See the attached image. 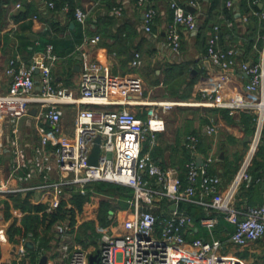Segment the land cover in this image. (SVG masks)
I'll return each instance as SVG.
<instances>
[{
    "label": "built area",
    "instance_id": "1",
    "mask_svg": "<svg viewBox=\"0 0 264 264\" xmlns=\"http://www.w3.org/2000/svg\"><path fill=\"white\" fill-rule=\"evenodd\" d=\"M44 1L49 8H54L51 0ZM152 1L135 0L142 10L145 32L151 31L156 14ZM167 1L172 19L165 28L166 43L174 53H178L182 34L190 33L198 26L199 2L184 0L181 4L179 0ZM233 3L234 0H227L226 6L231 8ZM186 6L194 11L189 12ZM61 10L66 13L70 8L64 5ZM114 12L119 15L120 8ZM73 14L84 31L87 12L76 7ZM253 14L264 23V10L254 11ZM238 20L242 27L249 23L247 14L240 15ZM226 23L228 26L233 24L229 20ZM219 29L218 23L212 25L206 41V61L221 71L238 65L247 80L242 92L232 93L226 98L223 97L222 83H217L214 89L202 90L201 96L207 105L256 113L255 133L251 136L249 152L224 187L221 177L208 171L211 157L201 165L197 164L199 138L196 134L187 135L183 141L190 153V160L185 164V184L175 168L162 167L148 152H142L146 134L154 143L155 134L166 128L158 109H168L174 103L145 101L141 96L143 80L134 73L114 74L110 62L91 57L79 45L75 49L80 61L79 90L75 95L67 88L54 85L51 67L57 56L51 44L34 53L27 64L9 59L6 67V74L11 78L8 92L3 94L0 89V132L6 139L5 143L0 139V195L36 192L39 196L35 202L44 205L43 212L51 213L62 202L68 201V194L79 192L84 195L93 191L91 186L97 181L133 190V197L128 200L130 209L116 212L113 224L101 230L95 248L71 243L73 239L67 241V222L54 225V233L62 238L59 253L64 264H247L243 259L227 253L226 245L243 248L264 240V196L258 206L247 205L243 210L234 207L241 186L251 183L249 168L262 136L264 43L257 62L245 60L238 63L236 48L219 45ZM99 40L98 34L85 36L82 45L92 48ZM110 56L113 58L115 54ZM142 63L141 54L134 51L131 67L138 69ZM36 82L38 90L35 91ZM29 103L36 105L31 123H35L39 137L31 155L23 147L20 133L21 121L28 115V109L22 111L16 108ZM62 105L75 106L70 133L64 131ZM134 107H139L140 112ZM215 131L214 125L206 126L208 134ZM96 139L100 140V155L98 163L91 165L88 158ZM52 140L54 145L49 147ZM255 182H260V179ZM196 196L201 200L202 197L209 199L204 203L201 201L205 210V216L200 219L202 226L211 231L217 225L219 216L233 226L226 241L213 237L208 240L188 238L192 233V219L178 209V204L191 202ZM173 203L176 205L174 210L170 208ZM95 208L93 205L87 209ZM26 241V238H21L16 247L15 264L21 263L28 252ZM96 252L97 260L90 262L89 256ZM260 264H264V249Z\"/></svg>",
    "mask_w": 264,
    "mask_h": 264
},
{
    "label": "crops",
    "instance_id": "2",
    "mask_svg": "<svg viewBox=\"0 0 264 264\" xmlns=\"http://www.w3.org/2000/svg\"><path fill=\"white\" fill-rule=\"evenodd\" d=\"M54 1L61 2L63 6L68 5L70 10L64 13L61 9H51L44 0H7L4 3L5 14L0 29L1 92L6 94L11 82V78L6 74V67L9 59H17L26 63L24 59V57H26L24 52L25 46L33 50L31 54L32 57L34 53L43 51L47 44H52L53 53L57 56V61L54 66L51 67L54 85L60 88H67L75 95H78L80 61L75 48L71 49L70 47L76 45L79 40L75 32L79 29V24L74 18L73 11L76 7H80L87 12V26L84 31L81 30L82 41L79 44L81 45V49L97 60L110 62L114 74L124 75L133 72L134 68L131 67L130 61L133 52L138 51L141 54L143 66L138 70L135 69V72H138L140 77H142L141 79L145 82L148 81L153 83L155 80L156 88L163 87V85L166 86L162 79L164 77L163 68L165 64H174L181 60L190 61L192 76L190 79V91H188L187 98L191 99L193 104H191V118L189 124L186 125V129L182 130L180 124H178L179 117L177 116L173 124H170L163 132L155 134L156 139L154 143H151L150 140L149 146L144 152H148L153 158L151 154L152 146L156 145L162 148L168 145L171 147H184L183 141L185 135L196 134L199 138L198 157L201 158L202 162L208 157L212 158L208 170L210 173L220 176L222 178L223 187L226 186L232 180L238 169L245 146L250 142L251 134L245 130L241 121L245 113L241 111H230L224 107L207 105L201 96V91L214 89L217 83H222L224 89L223 97L226 98L232 93L242 92L247 78L242 74L238 65L227 71H221L218 69L216 70L206 61V41L212 28L204 29L202 36L206 37V41L202 39L201 43H204V47H200L198 45V34L201 31V27L198 22L196 30L182 34V50L180 49L178 53H174L170 47H168L165 37L166 25L172 19L171 9L167 0L152 1L156 14L150 32H145L143 29L142 10L136 5L135 0ZM238 1L239 0H234L233 6L231 7L237 19H239L241 15L240 8L239 15L236 11ZM16 4H19V6L16 7ZM199 4L200 9L204 12L210 11V0H199ZM259 4L264 6V0L259 2ZM117 8H120L119 15L114 12ZM218 8L221 9V7ZM227 9L230 10L229 7H227ZM19 11L24 13L26 17L17 21L15 17L17 18L20 16V14H18ZM236 22L240 25L239 20H236ZM53 25L57 26L58 29L54 30L52 28ZM241 30L245 31L246 26L242 27ZM239 31L240 30H237V32ZM29 34L33 36L30 37ZM95 34L100 36V40L95 47L90 48L82 45L85 36H92ZM51 38L54 39L55 44L48 41ZM239 41L240 38L230 37L222 33L219 39V45L222 48H236L238 50L236 57L238 63L245 60L257 62L260 58L261 49H257L258 47L254 43L255 47L253 49L255 50H251L245 55V53L239 52ZM255 52L257 53L256 60L253 59V54ZM112 53L115 54L113 58L110 56ZM36 90H38V82H36L35 85V91ZM160 97L179 99L173 95H168V97L166 95V97H164V95L161 94ZM220 98H222V96H220ZM143 99L145 101H150V99L153 98L147 95L144 96ZM35 107L36 105L34 103H29L25 107L16 108L22 111L28 109L27 113L29 115V112L35 109ZM62 109L64 112L62 116L64 131L70 133L74 121L75 106L62 105ZM134 109L140 112L139 107H134ZM9 110L11 111V108ZM28 115L21 121L20 133L22 145L28 155H31L34 146L38 143L39 137L36 132L35 123L32 122L28 125ZM139 116L143 117L142 114ZM209 125H214L216 131L208 134L206 132V126ZM45 127L50 130L47 125H45ZM0 139L4 143L6 142L3 132H0ZM52 141L49 147L54 145L55 141ZM177 155L178 153H174L170 150L164 151L163 160L168 164L167 167L175 168L178 174H180L182 173L181 168L171 164L178 160L179 157H177ZM256 159L257 169L252 168L250 174L252 179L260 178V182H256V186L254 187L239 190L234 201V207L237 210H243L247 205L258 206L262 203L264 196V141L258 150ZM153 160L158 164L154 158ZM259 164H263V170ZM29 193V202L31 204H37L35 201L38 199L39 194L36 192ZM20 194L21 197L26 196L23 193ZM67 197L69 201V194ZM201 201L204 203L209 201V199L207 197H202L201 200L199 196H196L193 200V202L202 205ZM127 209H130V207ZM24 213L11 207L8 218H5V215H0V264H15L13 258L19 242H10L8 228L13 222L19 223ZM89 219H92V217H89L87 220ZM77 224H80V221H78ZM23 238L32 240L36 247V241L31 237V234H29L28 238ZM53 239L54 240H51L50 238L48 241L49 247H44L35 256H33L28 249L25 258L19 264H39L43 256L46 257L45 264H64V260L61 258L59 251L57 254L54 250L57 243L60 244L62 238L54 233ZM69 239L70 241L72 240L71 238ZM72 242L79 243L74 239L71 243ZM263 249V239L243 248H239L232 244H227L225 247L227 253L243 259L247 264H260Z\"/></svg>",
    "mask_w": 264,
    "mask_h": 264
},
{
    "label": "trees",
    "instance_id": "3",
    "mask_svg": "<svg viewBox=\"0 0 264 264\" xmlns=\"http://www.w3.org/2000/svg\"><path fill=\"white\" fill-rule=\"evenodd\" d=\"M7 0H0V29L3 24L4 20V12L5 7L4 3ZM54 3V10H60L62 9L63 5L61 2H56L54 0H51ZM227 0H210V11L204 13V17L200 18V27L201 31L199 32L198 36L202 35L204 29H211L212 25L218 23L219 24V33L220 37L222 36V33L225 35H229L230 37L240 38L241 42L239 44V52L248 54L254 45V34L259 35L263 34L264 32V26L263 21L258 19L257 16L253 14V12L260 11L259 8V2H262V0H239L238 6L240 8L241 15L247 14L249 23L246 25V30L241 32L240 25L236 22L238 20L234 14V11L230 8L227 9L226 6ZM180 3H184V1L180 0ZM218 7H221L219 9ZM71 13V12H70ZM20 14L19 17H15V20L23 19L26 17V15L22 12H18ZM202 14V13H200ZM232 21V25L228 26L227 21ZM54 30H57V26L53 25L52 27ZM81 27L79 25V29H77L76 36L78 37V41L76 45H72L70 48L73 49L81 43L82 41V31ZM237 30H240L237 32ZM198 37V38H199ZM253 40V41H252ZM50 43L55 44L54 39L48 40ZM204 41H206L204 39ZM52 45V44H51ZM53 46V45H52ZM257 49L261 48L260 41L257 42ZM181 49V47H180ZM206 50V47H205ZM24 52L26 54V57H24L25 62L28 63L31 58V54L33 50L28 49L26 46L24 48ZM253 59H257V53L255 52L253 54ZM191 63L187 60H181L180 62L174 63V64H165L164 65V78L163 83L167 85V87L174 86L173 89L175 90L172 92L173 96L178 97L179 99L187 98L188 91H190L191 86V72L192 68L190 67ZM154 75V72H153ZM188 80V81H187ZM154 80V84H155ZM177 86V88H176ZM185 87V88H184ZM241 121L244 125V128L246 131H248L250 134L253 132L254 127V116L253 114L243 112ZM156 139V135H155ZM151 140L150 135L146 134L145 140L142 144V152L147 150L146 148L149 146V141ZM178 141V140H177ZM176 141V142H177ZM261 141H264V123H263V129H262V136ZM199 146V144H198ZM197 146V151H198ZM185 147V146H184ZM179 147V146H166L165 148L158 147V146H152L151 148V154L153 158L160 164L162 167H167V163L163 160V154L164 151H173L174 153H178L177 157L178 160L176 162L171 163L172 165H177L179 168H181L180 178L183 184L186 183V168L184 167L185 164L190 160V153L188 149L185 147ZM172 148V149H171ZM160 159V160H159ZM174 159V157H173ZM252 166L250 168V172H252V168L257 169V163L255 162V157L252 160ZM170 166V165H169ZM255 166V167H254ZM261 169L263 170V164H259ZM209 171V170H208ZM251 175V174H250ZM252 179V177H251ZM256 179L253 178L251 180V183L246 186L242 185L240 189L243 188H250L256 186ZM260 179V178H259ZM258 183V182H257ZM93 188V191H88L86 194L82 195L79 192H72L70 193L69 201L72 202L75 207L79 211H83L85 206L92 203L95 204V213H96V219L98 222V226L101 228H105L108 226H111V224L114 221V215L115 212H117L119 209H127L129 208L128 200H130L133 197V190L130 187L121 186L115 183H109L104 181H97L92 184L91 186ZM26 196L21 197V194L16 195H8L6 198L1 199L0 198V209L4 211L5 218H8L10 215V209L16 208L19 211H22L24 215L20 219L19 223L13 222L10 227L8 228V237L11 243L19 242V240L23 237H29V234H31V237L36 241V247L34 250H29L30 253L35 256L38 252H40L44 247L48 246V241L50 238H54V232H52L53 224L57 220L64 219L65 216H69L71 218V221H73V211L71 209H65L62 205L55 211L51 213L43 212V214H39L40 211L44 209V205L42 204H31L29 202V195L30 193H26ZM178 209L185 211L192 219V226H191V236H189V239L194 238H203L205 240L213 238H217L221 241H226L228 234L232 231L233 226L225 221L222 216H219L217 225L211 230H207L204 226L200 224V219L205 216V210L204 206L196 203V202H186L182 201L178 204ZM113 212V215L110 216L109 211ZM211 214H213L211 212ZM94 225V221H87L82 223L77 228L76 233V241L79 242L82 245H88L90 238V234L87 233V229H91ZM72 229V228H71ZM90 240V239H89ZM96 242V241H95Z\"/></svg>",
    "mask_w": 264,
    "mask_h": 264
},
{
    "label": "rangeland",
    "instance_id": "4",
    "mask_svg": "<svg viewBox=\"0 0 264 264\" xmlns=\"http://www.w3.org/2000/svg\"><path fill=\"white\" fill-rule=\"evenodd\" d=\"M198 2H199V0H198ZM200 10H201V12H200ZM198 12H199L198 22L200 23V21H201L200 18H203L204 17V13H205L202 9H200V4H199V10H198ZM200 13H202V14H200ZM263 26H264V24H263ZM240 27L242 28V26H240ZM241 32L243 33V30H241ZM257 32L258 31H256V34H254L253 40H254V43L256 45H257V42L259 40L260 41V44H261V48H262L263 43H264V35H263L264 32L261 35H259V33L257 35ZM202 39H206V37L200 35L199 41H198V43H199L198 45L200 47H204V43L203 44L201 43L202 42ZM240 42H241V40L239 41V43ZM254 45L252 47V50L253 51L255 50V49H253L255 47ZM181 50H182V47H181ZM142 66L143 65H141V67ZM140 68H138V69H140ZM138 69H136V70H138ZM136 70L134 69L133 72H130V73H134L135 75H137V76L140 77V75L138 74V72H135ZM140 78H142V77H140ZM155 85L156 84H154V83H150L148 81L147 82L143 81L142 90H141V96H142V98H144V96L150 95V97L153 98V99H150L151 102L152 101L153 102H161V101H163V102H173L174 104H172L168 109H164V110H162L161 108H160L161 110L158 109L159 114L163 117L164 122H165V125H166V128H168L170 124H173V122L175 121V118L178 116L179 117L178 118V124H180V128L182 130L186 129V125L189 124V120L191 118V104H193V102L191 101V99H189V98H182V99H167V98H161L160 97L161 94H163L164 97H166V95H167V97H168V95H172V92L175 91L173 89V87L175 85L174 86H170V87H167V85L166 86L163 85V87H157V88H156ZM154 86H155V88H154ZM176 88H177V86H176ZM178 103H181V104H178ZM246 113L253 114V116H254V127H253V132L251 134V136H253L254 133H255V126H256V113H254V112H246ZM185 137H186V135H185ZM262 143L263 142L261 141V139H259V142H258V144H257V146H256V148L254 150V153H253V159L255 157V160H257L256 159V155L258 153V150L262 146ZM249 149H250V142L245 146L244 152L242 154V159H241V161H240V163L238 165V168H239L241 162L243 161L244 157L248 154ZM252 164L253 163H251V166H252ZM251 166H250V168H251ZM250 168H249V172H250ZM7 196L8 195H0V198L1 199H4ZM93 205H95V204L90 203L87 206H85V208L83 209V211H79L72 202H70V201L64 202L62 206L65 209H68V210L71 209L73 211V221H71V218L68 215L65 216L64 219H62V220H57L53 224L52 232H54V229H55L54 225L56 223L67 222L68 223V226H69V231H68L67 234L69 235V238L75 240L76 239V233L78 231L77 228L82 223H84V222L94 221V225L92 226V228L91 229H89V228L87 229V233L90 234L89 235L90 236V238H89L90 240L88 239L89 244L88 245H85V246L82 245V246L83 247H87V248H95L98 245L99 237L101 235V230H103L104 228H101V227L98 226V222H97V219H96V213L94 211L95 209H93V210L87 209L88 206H93ZM39 214L40 215L43 214V210L40 211ZM115 214H116V212H115ZM0 215L1 216H4V211L2 209H0ZM112 215H113V213H112ZM89 217H92V219L87 220ZM78 221H80V224H77ZM105 228H107V227H105ZM69 238L67 239V241H70ZM51 240H54V239L51 238ZM58 245H59V243H57V245H56V247L54 249L57 254H58V251H59V246Z\"/></svg>",
    "mask_w": 264,
    "mask_h": 264
},
{
    "label": "water",
    "instance_id": "5",
    "mask_svg": "<svg viewBox=\"0 0 264 264\" xmlns=\"http://www.w3.org/2000/svg\"><path fill=\"white\" fill-rule=\"evenodd\" d=\"M259 8L262 9V10H264V6H263L262 4H259ZM186 9H187L189 12H193V11H194V9H193L192 7H190V6H186ZM236 11L238 12V15H239V7H238V6L236 7ZM29 36L31 37V36H33V35H32V34H29ZM37 77H38V76L36 75V78H37ZM34 113H35V109H33V110H31V111L29 112V118L27 119V123H28V125L31 123V116H32ZM250 140H251V138H250ZM99 141H100L99 139H96V144H95L94 147L92 148L91 154H90V156H89V158H88V164L96 165V164L98 163V158H99V155H100ZM5 145H6V144H5ZM5 158L8 159L9 156L6 155ZM197 164H198V165H201V164H202V160H201L200 157L197 158ZM175 207H176V205H175L174 203L170 205V208H171L172 210H174ZM112 213H113V212L110 210V211H109L110 216L112 215ZM25 246H26L30 251L35 249V245H34V243H33L32 240H27V241L25 242ZM45 260H46V257L43 256V257L41 258L39 264H45ZM89 260H90V262H94V261H96V260H97V252H96L95 254L90 255V256H89Z\"/></svg>",
    "mask_w": 264,
    "mask_h": 264
}]
</instances>
